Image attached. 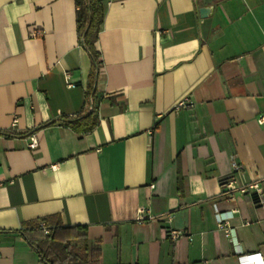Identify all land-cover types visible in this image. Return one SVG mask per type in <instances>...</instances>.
Returning <instances> with one entry per match:
<instances>
[{"label":"crops","instance_id":"crops-1","mask_svg":"<svg viewBox=\"0 0 264 264\" xmlns=\"http://www.w3.org/2000/svg\"><path fill=\"white\" fill-rule=\"evenodd\" d=\"M102 3L91 78L75 0H0V264H44L17 231L44 216L85 226L101 264L264 262V0ZM233 161L261 202L221 188Z\"/></svg>","mask_w":264,"mask_h":264},{"label":"trees","instance_id":"trees-1","mask_svg":"<svg viewBox=\"0 0 264 264\" xmlns=\"http://www.w3.org/2000/svg\"><path fill=\"white\" fill-rule=\"evenodd\" d=\"M75 6L78 35L91 58V78H94L100 55L93 41L103 21V3L102 0H75ZM90 93L87 91L86 95ZM92 113L78 115L76 119L63 118L62 121L77 131H89L95 126ZM53 218L44 216L23 221L17 230L44 264H101V253L91 247L85 226L61 225Z\"/></svg>","mask_w":264,"mask_h":264},{"label":"built area","instance_id":"built-area-1","mask_svg":"<svg viewBox=\"0 0 264 264\" xmlns=\"http://www.w3.org/2000/svg\"><path fill=\"white\" fill-rule=\"evenodd\" d=\"M39 33L37 30H33L30 32V36L34 37ZM70 85V83H69ZM93 99L90 95H87L85 105H84V111L85 112H91L94 111V106H93ZM177 106H185V107H190L192 106V103L189 102L186 98L183 100L179 101ZM259 123H264V117L260 116L258 119ZM37 146V140L36 138H32L31 142L29 143V148H35ZM241 165L237 161L232 162V168H233V173L231 176H229L227 179H224L220 182L221 188L227 189L229 192V195L231 196L232 192L235 190H238L239 192L242 193H252L253 198H255L257 201L261 202L262 198V192L260 189V186L257 182H251L247 184H238L237 178L235 177V173L240 170ZM145 211V208L140 207L138 208V220L144 221L145 218L142 217V213ZM237 210H233V212H236ZM150 218V216H148ZM43 225V224H42ZM218 227L223 231L224 235L231 239L233 237V228L230 227L229 222L227 220H222L218 223ZM43 229L45 232H47L46 228L43 226ZM168 236L171 239H176L180 237H188L190 238L191 236L189 234H186V232L182 230H177V229H170L168 232ZM243 258H246L247 261H250L252 264H264V262L261 261V255L260 253H251V254H246L241 256Z\"/></svg>","mask_w":264,"mask_h":264},{"label":"water","instance_id":"water-1","mask_svg":"<svg viewBox=\"0 0 264 264\" xmlns=\"http://www.w3.org/2000/svg\"><path fill=\"white\" fill-rule=\"evenodd\" d=\"M209 10H210V7H208V6H204V7L200 8V10H199L200 15L202 17H205Z\"/></svg>","mask_w":264,"mask_h":264}]
</instances>
